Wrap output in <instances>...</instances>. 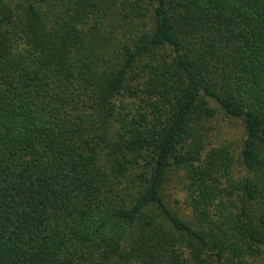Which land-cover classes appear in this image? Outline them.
I'll return each mask as SVG.
<instances>
[{"label": "trees", "instance_id": "obj_1", "mask_svg": "<svg viewBox=\"0 0 264 264\" xmlns=\"http://www.w3.org/2000/svg\"><path fill=\"white\" fill-rule=\"evenodd\" d=\"M184 253L264 261V0H0V264Z\"/></svg>", "mask_w": 264, "mask_h": 264}, {"label": "rangeland", "instance_id": "obj_2", "mask_svg": "<svg viewBox=\"0 0 264 264\" xmlns=\"http://www.w3.org/2000/svg\"><path fill=\"white\" fill-rule=\"evenodd\" d=\"M218 123L220 122V119L217 120ZM224 122L226 123V119L224 120L223 119V124ZM221 124V125H223ZM221 125L218 124V127H220V130L221 128L223 129H227V131L229 132H224L223 134L220 135V143H221V146L222 147H226L228 148L229 152H231L232 154H234V148L235 147V143L236 141L239 139V136H240V133L238 134H235L234 133V130L237 128V125L236 124H230V123H227V124H224L225 125V128ZM228 127H232V128H228ZM235 134V135H234ZM226 140H231L230 142H227L225 141ZM169 203L171 205V207L175 210H177L180 214L184 215V216H187L186 213L188 214V209L186 207V205L184 204L183 202V193L179 192V193H176L175 191L170 190V196H169ZM181 257L187 262V263H191L190 259H189V254L188 253H184V254H181ZM260 262L259 264H264V261H260L259 259L256 261V262ZM250 262V261H249ZM253 263V264H257V263Z\"/></svg>", "mask_w": 264, "mask_h": 264}]
</instances>
